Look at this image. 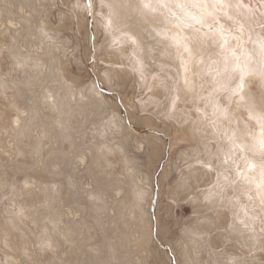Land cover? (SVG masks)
Listing matches in <instances>:
<instances>
[{"label":"rangeland","instance_id":"rangeland-1","mask_svg":"<svg viewBox=\"0 0 264 264\" xmlns=\"http://www.w3.org/2000/svg\"><path fill=\"white\" fill-rule=\"evenodd\" d=\"M145 1L209 33L237 87L264 75V0ZM105 2L0 0V264H264L244 157L196 128L207 100L180 90L137 0L117 7L143 44L138 72Z\"/></svg>","mask_w":264,"mask_h":264},{"label":"bare ground","instance_id":"bare-ground-1","mask_svg":"<svg viewBox=\"0 0 264 264\" xmlns=\"http://www.w3.org/2000/svg\"><path fill=\"white\" fill-rule=\"evenodd\" d=\"M121 2L106 0L105 3L112 5V9L115 6V10L113 9L112 15L105 13V24L111 26L112 35L115 38L131 46L134 54L130 60L131 67L138 72L144 67L140 61L143 58L144 48L132 29L126 27V22L124 23L126 20L117 7V5L120 7ZM145 2V0H137L132 4V8L136 10L135 12L141 11L143 19L145 18V21L150 24L149 27H152L151 30L153 29L155 35L160 37L158 40L162 41L171 52L173 61L180 71L179 78L182 83L180 90L207 100V109L201 112L196 128L203 123L204 129L214 135L220 133L225 141L239 150V157L245 159V166L242 165L244 168L239 172L243 183L241 185L252 189L253 205L264 214V75L255 68H248L246 75H243L244 80H241V86L237 87L238 81L231 82L227 73L228 59L212 56L209 33L185 30L193 23L189 19L185 20L180 12L175 13V16L179 17L178 20L172 19L171 14L165 15L161 10L150 14L148 10L150 6ZM166 4V0L160 1L161 6ZM190 16L197 15L192 12ZM237 17L245 23L253 20L251 12L243 13L240 8ZM198 19L202 20L199 17ZM260 49L261 53L258 52V54L264 58V45H261ZM223 91L226 92L228 106L220 102V92ZM233 123L238 125V131L232 128ZM229 153V151L226 153L228 159H230ZM210 194L214 197L212 193ZM238 214H240L239 209Z\"/></svg>","mask_w":264,"mask_h":264}]
</instances>
